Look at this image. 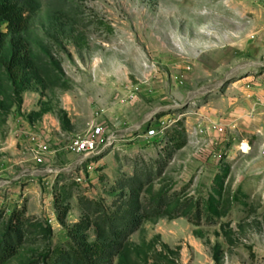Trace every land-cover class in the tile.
<instances>
[{
	"label": "rangeland",
	"instance_id": "374dc122",
	"mask_svg": "<svg viewBox=\"0 0 264 264\" xmlns=\"http://www.w3.org/2000/svg\"><path fill=\"white\" fill-rule=\"evenodd\" d=\"M65 1L25 37L42 83L20 100L0 67L1 234L28 224L6 264H59L125 210L142 223L107 264H264L261 0Z\"/></svg>",
	"mask_w": 264,
	"mask_h": 264
},
{
	"label": "trees",
	"instance_id": "16d2710c",
	"mask_svg": "<svg viewBox=\"0 0 264 264\" xmlns=\"http://www.w3.org/2000/svg\"><path fill=\"white\" fill-rule=\"evenodd\" d=\"M36 1L0 0V26L6 27V32L0 30V67L5 70L7 80L20 100L32 82L42 83L35 55L25 39L33 27ZM46 2L56 14H64L69 20L72 19L73 15L67 12L65 0H46ZM44 114L42 111L36 113L35 116L41 118ZM63 115L67 118L65 112ZM171 141L173 149L180 148V141H176L174 138H171ZM157 206L162 208L164 199L158 200ZM208 208L210 212L215 211L211 205ZM67 211L68 209H65L60 213L59 218L61 220L64 219ZM189 212L192 214V208ZM123 214V216H119L118 213L109 215L104 212L95 220L94 227L99 241L105 243L95 242L72 248L69 253L60 254L59 264H107L106 260L115 254L123 258L129 247L127 240L130 233L137 230L142 223V218L135 217L128 210H125ZM190 214L184 212L180 216L190 219V222L193 217L198 221L201 220L200 211L194 216ZM2 220L3 213H0V264H6L17 255L28 224L24 211L15 213L1 234ZM222 230L225 233L224 227ZM48 232L51 234V229ZM220 254L221 247L217 246L216 262L219 261ZM44 264L49 263L46 261Z\"/></svg>",
	"mask_w": 264,
	"mask_h": 264
},
{
	"label": "built area",
	"instance_id": "2783aa9c",
	"mask_svg": "<svg viewBox=\"0 0 264 264\" xmlns=\"http://www.w3.org/2000/svg\"><path fill=\"white\" fill-rule=\"evenodd\" d=\"M101 130H97L93 138L79 140L75 142L72 150L77 154L94 153L98 146L103 143L101 137Z\"/></svg>",
	"mask_w": 264,
	"mask_h": 264
},
{
	"label": "crops",
	"instance_id": "0c3cea01",
	"mask_svg": "<svg viewBox=\"0 0 264 264\" xmlns=\"http://www.w3.org/2000/svg\"><path fill=\"white\" fill-rule=\"evenodd\" d=\"M262 3H255V7L259 10H257V16H256V21H260L261 23L264 25V0H261ZM263 30H264V26H263ZM262 36V41L264 42V33L261 35ZM259 39V38H258ZM263 48H264V44H263ZM261 256L264 257V252H261Z\"/></svg>",
	"mask_w": 264,
	"mask_h": 264
}]
</instances>
